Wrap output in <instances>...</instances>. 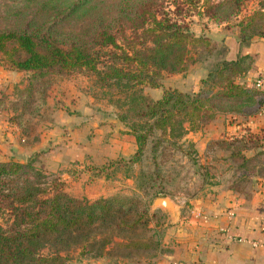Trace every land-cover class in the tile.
Here are the masks:
<instances>
[{
	"label": "trees",
	"instance_id": "1",
	"mask_svg": "<svg viewBox=\"0 0 264 264\" xmlns=\"http://www.w3.org/2000/svg\"><path fill=\"white\" fill-rule=\"evenodd\" d=\"M249 1L112 0L111 11L95 12L80 29L63 33L59 26L65 18L90 2L79 0L40 24L33 22L34 14L21 29L0 30V67L26 74L22 92L26 96L53 73H89L97 87L121 95L123 109L116 118L135 144L124 165H138L132 174L131 195L88 202L67 195L57 178L33 162L14 158L0 162V264H60L59 252L71 245H106L115 235L150 233L149 220L158 211L149 215V203L168 195L165 184L174 181L166 166L167 147L182 151L184 136L200 130L221 110L251 118L264 106V88L256 89V80L245 82L253 70L252 57L226 60L224 51L189 28L192 16L217 26L231 20L238 47H247L252 39L264 37L260 24L264 0H257L256 9L242 14ZM91 11L79 21L88 20ZM193 64L205 74L195 92L162 89L164 76L181 74ZM142 88L158 89L160 95L151 99ZM250 101L255 103L247 107ZM233 103L235 107H220ZM263 143L264 137L248 133L229 144L244 148L250 144L264 155ZM244 148L230 160L239 157L246 162ZM100 232L109 238H98ZM133 246L147 251L154 245L138 242ZM44 250L53 252L44 256Z\"/></svg>",
	"mask_w": 264,
	"mask_h": 264
},
{
	"label": "rangeland",
	"instance_id": "2",
	"mask_svg": "<svg viewBox=\"0 0 264 264\" xmlns=\"http://www.w3.org/2000/svg\"><path fill=\"white\" fill-rule=\"evenodd\" d=\"M256 1L247 2L242 14L256 9L258 6ZM77 2L79 0H0V30L21 29L27 19L34 14L33 22L40 24L48 15L53 17L58 13H64L66 8ZM112 5V0H90L89 4L78 10L74 16L65 18L59 28L63 33L80 29L84 23L93 19V13L106 14L111 11ZM90 9L92 11L88 20L79 21ZM189 23L193 35L207 37L222 51H225L224 42L226 40L235 39V29L232 28L234 23L231 20L228 24L217 26L202 17L192 16L189 18ZM260 24L264 25V22ZM200 71L203 70L198 64L190 65L181 74L164 76L161 87L164 90L195 92L202 79ZM10 72L14 74H4L7 85L0 89V114H3L2 117H5L10 125L17 128L19 134L21 131L22 137L28 142H36L42 135L58 136L63 133L60 124L63 121L62 119L59 121L57 109L63 111L64 108L68 110H85L86 108L88 113L98 117L93 120H100L104 124L106 121L114 122L123 130H118V135L124 134L125 128L116 118V115L123 109L122 96L114 89L97 87L91 74L53 73L37 84L31 96H26L22 93L27 85L26 74ZM141 90L143 94L156 95L159 93V90L157 92L147 88ZM258 98L259 96L256 99ZM254 103L250 101L249 104L246 103V106L252 107ZM235 105L236 103L220 104V107H235ZM244 119H246L245 115L240 112L231 113L221 110L200 130L188 132L184 136L180 141L182 151L171 146L167 147L166 166L169 176L173 177L174 181L165 184V189L169 194L157 198L168 199L176 209L178 208L181 215H185L189 210L188 200L204 196L214 197L219 186L237 185L240 190L250 188L252 185L264 186V155L259 154L260 150L250 147V144L245 148L242 144H229L233 138L248 136L245 133L241 135L239 132ZM87 127L88 131L92 132L93 128L89 125ZM107 135H111V132ZM119 142L118 145L124 144L121 139ZM132 142L134 144L133 138ZM188 144L192 147L189 148ZM242 148L248 160L242 162L239 157L230 160V156ZM189 150H192L194 154L188 155ZM130 157L126 159L117 157L98 167L83 168L80 172H75V170L72 173L75 180L68 183L62 182L57 174L43 168L38 155H30L25 160L33 162L35 167L51 175V178H57L63 185V191L70 197L91 202L98 198L127 197L133 193L132 174L136 173L138 165H124ZM11 158H14L12 153H8L7 161ZM84 171L88 173V177ZM152 201L149 203L148 214L158 211L148 223L152 232L138 231L132 235H115L113 242L106 245L101 243L94 246L89 243L80 244L81 246L71 245L66 251L59 252V255L63 257L60 264H156L163 251H169L168 246L174 238V232L172 233L171 229L175 224L171 222V213L160 208H153ZM98 238L107 239L109 237L100 232ZM138 242L150 243L154 246L147 251L136 250L133 244ZM131 244L132 246H127ZM52 252L44 250L41 253L46 256Z\"/></svg>",
	"mask_w": 264,
	"mask_h": 264
},
{
	"label": "crops",
	"instance_id": "3",
	"mask_svg": "<svg viewBox=\"0 0 264 264\" xmlns=\"http://www.w3.org/2000/svg\"><path fill=\"white\" fill-rule=\"evenodd\" d=\"M224 44L226 60H234L238 55L252 57L253 70L245 82L258 79L264 88V37L252 39L247 47L239 48L234 38ZM200 72L203 78L204 72ZM4 74L14 73L0 68V89L7 85ZM149 90L157 92L158 89ZM147 95L156 99L160 90L156 95ZM60 110L57 109L58 118L63 121L60 124L64 132L58 136L42 135L31 143L0 114V162L7 161L8 153L12 151L25 159L36 154L43 168L68 183L75 180L72 176L75 170L80 172L83 168L98 167L117 157L126 159L134 152L132 137L127 134L119 136L118 130L121 129L116 123L93 120L98 117L88 113L86 108ZM242 121L241 135L252 133L260 139L264 137V106L258 114ZM88 125L93 128L92 132L88 131ZM108 132L111 135L108 136ZM119 139L124 144L118 145ZM262 147L264 149V143ZM215 192L211 198L204 196L188 200L189 210L185 215H181L178 208L171 214V222L175 224L171 229L174 238L168 246L169 251H163L156 264H264V186L252 185L240 190L226 184ZM229 210L234 215L228 221L225 213ZM225 227H228L227 236L235 235L244 241L226 239L222 233ZM252 241H257L258 245L252 246Z\"/></svg>",
	"mask_w": 264,
	"mask_h": 264
},
{
	"label": "water",
	"instance_id": "4",
	"mask_svg": "<svg viewBox=\"0 0 264 264\" xmlns=\"http://www.w3.org/2000/svg\"><path fill=\"white\" fill-rule=\"evenodd\" d=\"M12 153V156L14 158H17L19 159L20 161H24L25 158L24 156H20V155H17L14 153V151L11 152ZM151 206L153 208H160V209H163L165 211H168L169 213L171 214H174L176 213V208L175 206L172 204L171 201H169L168 199H165V198H156L152 201L151 203Z\"/></svg>",
	"mask_w": 264,
	"mask_h": 264
},
{
	"label": "built area",
	"instance_id": "5",
	"mask_svg": "<svg viewBox=\"0 0 264 264\" xmlns=\"http://www.w3.org/2000/svg\"><path fill=\"white\" fill-rule=\"evenodd\" d=\"M261 85H262L261 81L257 79L256 82H255V84H254L255 88L256 89H260L261 88ZM233 215H234L233 211L232 210H229V211H227L225 213V218L229 221L230 219H232ZM227 231H228V227H225V228L222 229V233L225 234V238L226 239H229V240H237V241H244V239H241L240 237H236L235 235H233V236H227ZM250 244L252 246L256 247L258 245V242L257 241H252V242H250Z\"/></svg>",
	"mask_w": 264,
	"mask_h": 264
}]
</instances>
